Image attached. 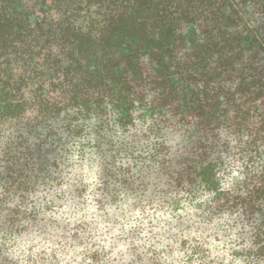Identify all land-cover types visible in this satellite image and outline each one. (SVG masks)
I'll use <instances>...</instances> for the list:
<instances>
[{"label":"trees","instance_id":"1","mask_svg":"<svg viewBox=\"0 0 264 264\" xmlns=\"http://www.w3.org/2000/svg\"><path fill=\"white\" fill-rule=\"evenodd\" d=\"M73 146L103 155L104 186L119 173L136 206L174 215L187 264H264V0H0V191L17 200L0 218L16 232L38 201L83 200L59 174ZM77 256L115 264L96 243Z\"/></svg>","mask_w":264,"mask_h":264},{"label":"rangeland","instance_id":"2","mask_svg":"<svg viewBox=\"0 0 264 264\" xmlns=\"http://www.w3.org/2000/svg\"><path fill=\"white\" fill-rule=\"evenodd\" d=\"M80 153L79 148H75L59 174L66 185L79 180L85 184L87 192L83 200L78 203L71 199L66 203L38 201L37 207L49 208L34 225L28 223L26 232H16L25 224L23 221L12 225L9 217H1L0 264H79L81 257L77 256L74 261L71 258L81 254L87 243L103 248L106 259L114 260L115 264L118 258H121L120 264L128 261L133 250L145 254L148 249L163 251L165 264H187L179 246L183 227L175 223L174 215L161 210L144 212V208L136 206L138 193L131 188L132 184L123 183L119 173L118 181L104 186L99 182L103 155L89 147ZM106 187L109 188L102 194ZM0 189H3L2 184ZM1 191L0 211L4 213L3 210L17 200L6 207ZM197 238L201 237L197 235ZM202 242L228 262L230 251L224 248V240L212 235ZM168 249H172L171 253ZM188 264H199V261L194 258Z\"/></svg>","mask_w":264,"mask_h":264}]
</instances>
